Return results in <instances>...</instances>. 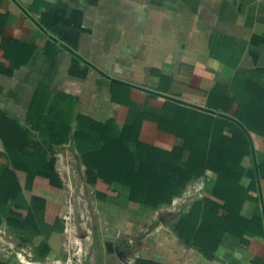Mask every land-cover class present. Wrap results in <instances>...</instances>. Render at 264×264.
Returning a JSON list of instances; mask_svg holds the SVG:
<instances>
[{
    "label": "crops",
    "instance_id": "1",
    "mask_svg": "<svg viewBox=\"0 0 264 264\" xmlns=\"http://www.w3.org/2000/svg\"><path fill=\"white\" fill-rule=\"evenodd\" d=\"M12 40L24 42L25 50L13 49ZM8 53L21 56V65L13 66ZM239 70L257 71L264 83V0H0V121L17 123L0 128V163L4 170L12 162L8 146L14 154L22 150L46 161L55 158L67 191L64 151L70 145L56 146L26 128L36 91L45 86L51 102L61 94L73 97L78 113L105 123L114 113V83L121 82L129 87L130 103L115 115L121 126L135 130L130 146L143 143L164 159L176 154L184 165L192 153L216 151L212 130L221 114L238 120L243 93L233 86ZM226 97L227 109L222 108ZM223 134L231 135L228 127ZM249 135L251 155L243 166L255 168L257 175L255 181L249 175L242 179L251 187L240 216L261 219L262 232L249 234L242 223L233 225L210 260L176 235L172 225L179 212L172 205L144 207L116 184L117 197L95 199L88 264H123L136 252L159 264H264V178L259 173L264 135ZM216 179L206 169L188 186ZM13 207L29 208L24 193L0 208L5 233L0 264H68L65 226L47 238L48 257L29 261L45 237L32 227L9 224V218L23 221L12 214ZM66 208L49 202L46 223L60 219L65 225ZM144 228L153 235L130 243Z\"/></svg>",
    "mask_w": 264,
    "mask_h": 264
},
{
    "label": "trees",
    "instance_id": "2",
    "mask_svg": "<svg viewBox=\"0 0 264 264\" xmlns=\"http://www.w3.org/2000/svg\"><path fill=\"white\" fill-rule=\"evenodd\" d=\"M12 41L13 49L19 46V50H25L24 42ZM6 55L13 66L21 65L18 62L21 56ZM259 76L257 71L237 72L233 89H241L244 102L240 105L238 120L223 119L225 116L221 114L212 130L216 151L192 153L184 165L179 163L176 154L164 159L159 151H148L143 143L135 142V149L130 146L135 130L129 125L121 126L115 115L119 106L130 103L129 87L121 82L114 83V113L105 123L78 113L77 101L73 97L61 94L51 102L48 89L40 86L27 114L26 128L38 132L42 139L56 146L69 144L77 155L79 167H85L86 184L99 201L117 197L119 193L114 186L120 184L128 188L131 202L159 209L172 205L190 181L204 175L206 169L215 172L217 179L206 182L204 198L197 200L188 211L179 212L175 217L177 222L172 225L176 235L195 253H202L212 260L217 257L223 237L233 225L242 223L249 234L262 232L259 230L263 225L261 219L244 220L240 216L241 204L251 187H244L242 179L249 175L255 181L257 175L255 168L249 170L243 166L244 158L251 155L249 131L264 135V83ZM226 100L228 97L222 108L227 109ZM230 100L234 102L232 98ZM6 121H0L1 129L9 130L17 124L10 118ZM227 127L231 135L223 134ZM11 149L8 146L10 166L3 170L0 163V208L20 193L25 194L29 208L11 209L12 214L23 221L9 218L8 223L21 228L32 227L45 237L33 249L34 259L44 260L52 251L47 238L52 232L65 228L60 219L54 225L46 223L47 204L65 205L66 186L56 170L55 158L46 161L22 150L14 154ZM259 173L264 178L263 165L259 166ZM141 238L137 237L136 242ZM134 264L159 263L141 255Z\"/></svg>",
    "mask_w": 264,
    "mask_h": 264
},
{
    "label": "built area",
    "instance_id": "3",
    "mask_svg": "<svg viewBox=\"0 0 264 264\" xmlns=\"http://www.w3.org/2000/svg\"><path fill=\"white\" fill-rule=\"evenodd\" d=\"M206 185L204 183H196L187 186L182 195L176 197L172 204V209L175 212H180L190 205L191 202L204 198ZM66 228L65 234L67 236L66 249L69 253L68 264H88L90 259V250L92 246V229L84 232L82 235L78 232L77 220L74 212H67L65 216ZM92 232V233H91ZM5 233L0 231V238H3ZM149 237L153 235V231L141 229L134 238L130 239V243H135L137 237ZM20 256L22 253H18ZM141 256V252L134 253L123 264H134L136 259ZM30 260H34L33 254L29 253ZM53 264H64L62 261L52 262Z\"/></svg>",
    "mask_w": 264,
    "mask_h": 264
},
{
    "label": "rangeland",
    "instance_id": "4",
    "mask_svg": "<svg viewBox=\"0 0 264 264\" xmlns=\"http://www.w3.org/2000/svg\"><path fill=\"white\" fill-rule=\"evenodd\" d=\"M64 154V163L68 168V176L66 179L68 182L66 191V210L67 212H74L80 235L91 229L93 232V218L97 212L94 193L85 182L82 166L79 167L76 153L70 147H67L65 148ZM91 237L93 239V234H91ZM65 238L67 240L66 234ZM92 242H94V239Z\"/></svg>",
    "mask_w": 264,
    "mask_h": 264
}]
</instances>
